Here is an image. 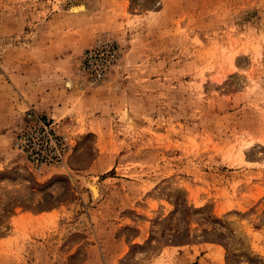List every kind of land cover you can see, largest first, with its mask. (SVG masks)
Wrapping results in <instances>:
<instances>
[{"label":"rangeland","instance_id":"1","mask_svg":"<svg viewBox=\"0 0 264 264\" xmlns=\"http://www.w3.org/2000/svg\"><path fill=\"white\" fill-rule=\"evenodd\" d=\"M0 264H264V0H0Z\"/></svg>","mask_w":264,"mask_h":264},{"label":"bare ground","instance_id":"2","mask_svg":"<svg viewBox=\"0 0 264 264\" xmlns=\"http://www.w3.org/2000/svg\"><path fill=\"white\" fill-rule=\"evenodd\" d=\"M72 10H73V11H80V10H83V7H79V8H77V7L73 6V7H72ZM239 156H240V158H241V157L243 156V153L240 152V153H239ZM89 183H90V182H89ZM89 183H88V184H89ZM89 187H90V190H91V193H92L94 199L98 198V191H97L96 186H94L93 183H90V184H89Z\"/></svg>","mask_w":264,"mask_h":264}]
</instances>
